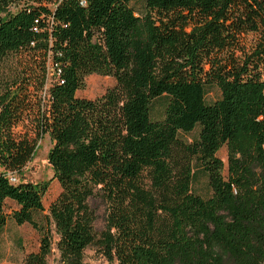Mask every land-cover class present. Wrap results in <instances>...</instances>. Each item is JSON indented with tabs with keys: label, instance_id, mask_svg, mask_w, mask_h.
I'll list each match as a JSON object with an SVG mask.
<instances>
[{
	"label": "trees",
	"instance_id": "16d2710c",
	"mask_svg": "<svg viewBox=\"0 0 264 264\" xmlns=\"http://www.w3.org/2000/svg\"><path fill=\"white\" fill-rule=\"evenodd\" d=\"M130 1L0 0V235L38 233L25 264L53 244L56 264H89L92 247L111 264H264V0ZM93 74L115 85L78 97ZM44 135L47 212L49 181L9 177Z\"/></svg>",
	"mask_w": 264,
	"mask_h": 264
},
{
	"label": "rangeland",
	"instance_id": "374dc122",
	"mask_svg": "<svg viewBox=\"0 0 264 264\" xmlns=\"http://www.w3.org/2000/svg\"><path fill=\"white\" fill-rule=\"evenodd\" d=\"M130 6L136 13L140 14L143 11V0H131ZM251 37L248 38V42H251ZM115 85V80L111 77H103L99 75H89L85 78V87L82 90L77 91L76 95L80 98L96 99L102 96L107 89ZM219 90L215 86H209L206 88V103L211 104L219 98ZM165 100L156 101L152 106V116L157 117L161 114L163 104ZM197 130L192 134L186 135L188 139L196 136ZM38 147L30 162L21 170V172L15 176L17 181H25L32 183L50 182L49 188L43 198V206L45 212H47L49 205L57 197L60 192L59 184L56 180H53V173L50 165L47 162V154L52 147V142L49 136L44 135L38 141ZM217 157L221 159L224 164L223 174L226 175V147L223 146L217 153ZM1 172V169H0ZM193 193L200 195L201 197H209L210 190L207 185V179L202 171H197L195 179L192 184ZM97 207V220L95 222V228L97 231H101L104 227V212L103 205L100 203H94ZM15 208L11 202L7 203V210ZM39 248V235L28 224L16 225L9 222L4 231L0 235V264H25L24 259L33 253H36ZM58 254L55 245L52 246V252L47 258V264H56ZM85 260L89 264H111L105 257H103L96 248L92 247L85 251Z\"/></svg>",
	"mask_w": 264,
	"mask_h": 264
},
{
	"label": "built area",
	"instance_id": "2783aa9c",
	"mask_svg": "<svg viewBox=\"0 0 264 264\" xmlns=\"http://www.w3.org/2000/svg\"><path fill=\"white\" fill-rule=\"evenodd\" d=\"M9 177H10V181H11V182H15V181H16V179H15L14 176H9Z\"/></svg>",
	"mask_w": 264,
	"mask_h": 264
}]
</instances>
